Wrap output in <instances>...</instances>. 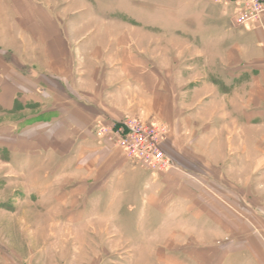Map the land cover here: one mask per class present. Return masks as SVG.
Returning <instances> with one entry per match:
<instances>
[{
	"label": "crops",
	"instance_id": "1",
	"mask_svg": "<svg viewBox=\"0 0 264 264\" xmlns=\"http://www.w3.org/2000/svg\"><path fill=\"white\" fill-rule=\"evenodd\" d=\"M49 1L2 5L0 115L20 117L16 152L39 158L41 171L62 169L47 187L80 194L59 204L139 210L144 225L159 219L163 239L173 222L177 238L196 240L193 264H264L263 23L237 25L232 7L212 0H154L158 20L143 11L112 37L118 20L87 22L69 0ZM136 23L189 48V61L152 72L127 38ZM137 115L167 123L178 169L153 176L92 130L96 119Z\"/></svg>",
	"mask_w": 264,
	"mask_h": 264
},
{
	"label": "rangeland",
	"instance_id": "2",
	"mask_svg": "<svg viewBox=\"0 0 264 264\" xmlns=\"http://www.w3.org/2000/svg\"><path fill=\"white\" fill-rule=\"evenodd\" d=\"M36 1L47 5L49 0ZM62 1L49 2L56 5ZM2 5L11 9V0H0V21L6 17ZM67 7L85 10L87 22L94 23L95 16L97 22L118 20L117 26L108 30L112 37L127 34L123 28H129L128 24L132 25L134 18L141 19L143 11L152 14L156 20L159 17L156 13L159 5L154 0H69ZM261 23L264 25V20ZM135 26L127 36L132 52L147 58L152 72L157 74L162 63L166 70L171 71L176 62L181 68L189 61V48L178 46L173 41H168V44L158 42L157 31H152L148 37L143 34V24L136 23ZM96 33L100 31L96 30ZM262 113L260 121L264 122V110ZM19 118L11 114L0 115V264H193V258L197 257L190 254L193 250L191 243H196V240L177 238L173 222L164 224L168 232L163 239L160 236L164 232L159 229L158 218L153 220L154 223L144 225L139 220V210H121L118 215H112L109 205L96 208L92 202L83 205L81 201L72 205L75 198L79 199L76 187L67 191L57 187L53 191L47 187L50 182L58 186V182L63 181L62 169L52 162L41 171L39 158L16 152L20 146L16 143L19 128L14 126V122ZM145 119L159 122L167 135L168 125L164 120L158 117ZM259 130L264 135V126ZM162 147L173 163L165 172L178 169L171 152L163 144ZM73 169L71 166L64 171ZM68 192L71 205L59 204ZM48 195L56 199L48 200ZM179 248L185 249L186 253L178 251L182 250Z\"/></svg>",
	"mask_w": 264,
	"mask_h": 264
},
{
	"label": "built area",
	"instance_id": "3",
	"mask_svg": "<svg viewBox=\"0 0 264 264\" xmlns=\"http://www.w3.org/2000/svg\"><path fill=\"white\" fill-rule=\"evenodd\" d=\"M220 6L233 9V21L246 26L264 20V0H212ZM159 122L141 117L126 116L119 120L93 121L95 136L111 146L120 149L130 161L148 170L151 175H159L173 165L162 144L165 128Z\"/></svg>",
	"mask_w": 264,
	"mask_h": 264
}]
</instances>
